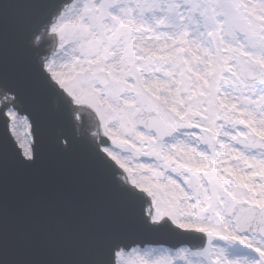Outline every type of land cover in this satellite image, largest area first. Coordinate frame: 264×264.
<instances>
[{"label": "snow or ice", "instance_id": "6c2138e0", "mask_svg": "<svg viewBox=\"0 0 264 264\" xmlns=\"http://www.w3.org/2000/svg\"><path fill=\"white\" fill-rule=\"evenodd\" d=\"M0 264H264V0H0Z\"/></svg>", "mask_w": 264, "mask_h": 264}, {"label": "water", "instance_id": "95a60500", "mask_svg": "<svg viewBox=\"0 0 264 264\" xmlns=\"http://www.w3.org/2000/svg\"><path fill=\"white\" fill-rule=\"evenodd\" d=\"M26 132H27V130L23 126H21L19 129V135L22 139L26 135Z\"/></svg>", "mask_w": 264, "mask_h": 264}]
</instances>
